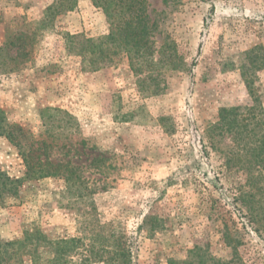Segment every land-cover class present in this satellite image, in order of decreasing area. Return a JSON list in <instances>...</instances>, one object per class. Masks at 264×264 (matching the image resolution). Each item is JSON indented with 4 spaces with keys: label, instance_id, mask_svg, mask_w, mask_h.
Instances as JSON below:
<instances>
[{
    "label": "rangeland",
    "instance_id": "obj_1",
    "mask_svg": "<svg viewBox=\"0 0 264 264\" xmlns=\"http://www.w3.org/2000/svg\"><path fill=\"white\" fill-rule=\"evenodd\" d=\"M53 1L0 0V46L19 33L26 53L15 71L0 66V126L80 178L26 181L6 196L0 241L29 229L80 239L65 257L86 264L116 254L118 264H173L191 250L264 264V0H147L157 64L140 74L122 53L96 71L69 55L67 34L109 26L91 0L52 17ZM167 43L175 55L161 62ZM24 171L0 136V172Z\"/></svg>",
    "mask_w": 264,
    "mask_h": 264
},
{
    "label": "trees",
    "instance_id": "obj_2",
    "mask_svg": "<svg viewBox=\"0 0 264 264\" xmlns=\"http://www.w3.org/2000/svg\"><path fill=\"white\" fill-rule=\"evenodd\" d=\"M77 3L78 0H55L46 8V11L53 17L54 13L73 11L77 7ZM91 3L93 7L102 10L109 31L106 35L95 38L84 33L67 34L65 50L69 55L79 57L83 64L87 62L86 65L91 71L97 70V63L103 64L111 55L114 56L119 53L125 55L131 71L135 74L142 73L144 64L156 66L157 63L154 64L155 61L152 59L154 52L151 41L152 26L149 25L147 15V0H91ZM17 34L13 40H6L0 46V66L4 67L3 70H7V72L18 69L22 63L20 56L26 55L17 45L21 35ZM163 46L165 60L161 59L160 61L171 62L175 52H168L172 48L168 43L167 46L165 44ZM13 47H16V55L9 56V51ZM18 48L20 50L17 52ZM223 111L221 110V112ZM8 128L10 127L0 126V136L17 149V154L23 162L25 171L21 178H11L0 172L1 204H3L6 196L16 198L19 194V188L26 181L44 178H59L67 182L79 180V175L70 164L54 163L34 155L32 148L35 142H30L26 136L21 135L22 130L20 128H17L15 132L8 130ZM17 134L18 136H16ZM263 150L264 137L258 146L257 156L262 155ZM261 160L264 162V157ZM79 242L80 239L53 241L38 229L25 230L18 240L0 241V264H13L22 253L30 261V264H86L88 260L83 258L79 263H76L65 257L66 250ZM42 251H49L52 253L51 257L43 258ZM118 256V254L113 255L106 264H118ZM193 258H199L198 263L193 262ZM208 262L219 264L213 257H207L205 254L191 250L187 259L173 264H207Z\"/></svg>",
    "mask_w": 264,
    "mask_h": 264
}]
</instances>
